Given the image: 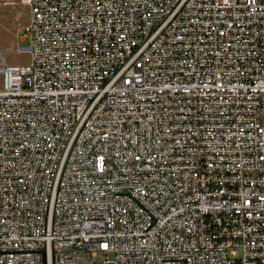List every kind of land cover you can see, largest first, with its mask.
Here are the masks:
<instances>
[{"label":"built area","instance_id":"1","mask_svg":"<svg viewBox=\"0 0 264 264\" xmlns=\"http://www.w3.org/2000/svg\"><path fill=\"white\" fill-rule=\"evenodd\" d=\"M26 4L0 264H264V0Z\"/></svg>","mask_w":264,"mask_h":264},{"label":"rangeland","instance_id":"2","mask_svg":"<svg viewBox=\"0 0 264 264\" xmlns=\"http://www.w3.org/2000/svg\"><path fill=\"white\" fill-rule=\"evenodd\" d=\"M10 4L0 5V51L6 55L8 65L30 63V56L18 53V47L27 45L24 28L30 19L29 0H8Z\"/></svg>","mask_w":264,"mask_h":264}]
</instances>
